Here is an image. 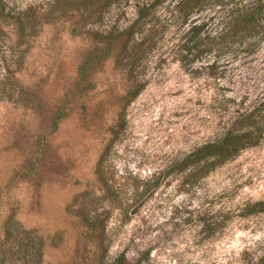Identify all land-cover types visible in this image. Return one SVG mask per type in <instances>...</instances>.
Returning <instances> with one entry per match:
<instances>
[{
  "label": "rangeland",
  "instance_id": "1",
  "mask_svg": "<svg viewBox=\"0 0 264 264\" xmlns=\"http://www.w3.org/2000/svg\"><path fill=\"white\" fill-rule=\"evenodd\" d=\"M134 2L0 0V239L8 219L9 248L28 244L18 259L35 264H264V211L238 213L264 200V139L190 185L169 169L264 97V45L220 80L166 41L128 73L120 42L96 37ZM82 204L105 210L104 235L74 215Z\"/></svg>",
  "mask_w": 264,
  "mask_h": 264
},
{
  "label": "trees",
  "instance_id": "2",
  "mask_svg": "<svg viewBox=\"0 0 264 264\" xmlns=\"http://www.w3.org/2000/svg\"><path fill=\"white\" fill-rule=\"evenodd\" d=\"M134 6L135 15L128 24L96 37L103 42H120L115 63L127 67L128 73H137L144 60L166 41L172 59L185 70L220 80L227 77L234 63L264 45V0H135ZM0 15H3L1 6ZM139 90L134 87L131 98ZM263 139L264 97L248 108L237 109L219 134L175 160L169 169L180 172L183 181L190 185ZM100 165L101 159H98L95 168L98 180L101 179ZM158 183L153 179L142 191L152 193ZM262 211L264 200H257L243 204L238 213L246 216ZM74 215L80 217L88 229L104 235L106 213L103 208L82 204ZM195 221L201 231L209 230V220L203 213ZM13 230L14 225L7 219L2 226L6 237L0 239V264L38 263L32 260L30 253L18 259L28 244L20 242L9 248L6 240ZM112 264L127 263L118 259Z\"/></svg>",
  "mask_w": 264,
  "mask_h": 264
}]
</instances>
